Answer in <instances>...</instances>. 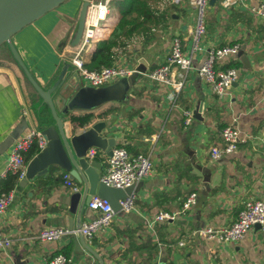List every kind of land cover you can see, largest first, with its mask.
<instances>
[{"label": "crops", "instance_id": "crops-1", "mask_svg": "<svg viewBox=\"0 0 264 264\" xmlns=\"http://www.w3.org/2000/svg\"><path fill=\"white\" fill-rule=\"evenodd\" d=\"M260 1L263 0L246 3ZM81 2L67 11L59 6L14 36L22 57L44 88L52 86L64 62L70 61L69 41ZM120 17L121 10L116 5L104 38H108ZM196 20L195 8L186 3L177 5L169 27L158 29L144 52L134 46L117 60L134 64L137 69L144 66L133 83L124 77L104 84L115 89L111 97L96 108L77 105L72 109L95 113L111 109L106 118L96 116L94 121L107 120L108 134L122 136L120 141L132 153H150L155 161L153 173L136 183L135 209L116 212L114 221L92 242L86 238L105 264H264V232L258 225L242 241L220 246L196 233L205 225H231L248 199L264 195V20L243 4L230 10L219 2L209 5L204 43L221 46L239 42V53L222 67L234 65L240 77L224 96H219L199 77L197 67L202 59L196 55L184 89L176 100H170L169 92L167 101L168 91L152 83L148 73L164 60L174 33H179L189 48ZM5 49L4 57L9 58V63H0V172L15 139L25 128L40 126L44 107L9 47ZM74 74L71 70L64 85L86 87ZM64 85L55 93L59 104L58 94ZM185 107L199 113L188 125L181 114ZM51 117L49 121H53ZM66 118L70 120L68 114ZM227 124H233L249 138L234 152L214 160L210 146L222 141L221 132ZM150 135L157 137L156 142L147 138ZM66 172L59 166H50L26 182L25 178L16 180L9 174L0 183V191L10 187L14 192L7 212L0 217L3 235L11 240L5 250H0V264H49L55 253L65 250L71 264H99L75 236L55 241L39 238L44 227H77V216L69 212L66 204L67 195L73 192L64 186ZM77 184L79 190L84 189V183ZM193 191L197 192L196 203L184 210L183 204ZM162 209L176 212V218L149 226L148 220ZM81 218L83 221L89 217L83 214ZM213 247L216 252H212Z\"/></svg>", "mask_w": 264, "mask_h": 264}, {"label": "built area", "instance_id": "built-area-1", "mask_svg": "<svg viewBox=\"0 0 264 264\" xmlns=\"http://www.w3.org/2000/svg\"><path fill=\"white\" fill-rule=\"evenodd\" d=\"M174 1L177 5L183 6L186 3L191 8H195L198 15L188 39L189 48L184 43L183 37L179 33H174L164 60L149 71L150 81L168 91L167 101L169 100V92L170 100H176L185 87L188 72L194 68L193 58L197 55L202 59L197 67L199 77L211 87L213 93L224 96L235 81L239 79L240 70L235 66L224 68L222 64L228 63L231 58L236 57L241 44L233 42L221 46H206L204 43L207 34L206 8H209V0ZM218 2L227 10L243 4L254 16L264 20V0L257 4H247L246 0H219ZM114 8H116L114 0H90L81 40L76 45H69L71 70L77 72L79 80L86 85H104L128 77L138 70L134 64L120 61L100 69H91L87 65L90 55L97 48L99 42L106 39L104 38L105 32L110 26ZM23 112L28 113L26 109H23ZM181 112L184 123L188 125L195 115V110L191 107H185L182 108ZM120 137L122 138V136ZM147 138H151L152 142H156L157 139L156 136L152 135ZM248 138V134L241 132L233 124L225 125L221 132L222 141L210 146L211 158L217 160L225 154L234 152L239 144L246 142ZM33 145H36L40 151L47 145V138L40 126L31 125L25 128L15 139L9 150L5 168L0 172V183L9 174H15L20 179L26 178L28 161L25 153ZM86 155L90 159H98L102 162L104 166L101 180L116 187L124 188L137 183L149 177L155 168V161L150 153H132L127 145L121 141L113 147L112 155H107L104 151L93 146L88 149ZM64 178V186L69 187L71 191L79 190L77 181L71 178L68 172L64 174ZM13 198V190L0 192V217L7 212ZM196 200L197 192L189 193L183 204V209L192 208ZM120 202L122 210L130 212L135 209L136 194L133 192ZM88 206L95 214L94 219L89 217L83 220L79 227H44L39 232V238L43 241H55L66 235L76 236L78 232H81L92 242L101 230L107 228L114 221L117 213L109 200L100 195H93ZM176 216V212L162 209L148 220V224L153 227L156 223L166 222L176 218ZM256 225H259L264 232V195L260 198L248 199L240 210L237 219L231 225H205L198 228L196 233L220 246L222 243L242 241L249 230ZM10 243L11 240L3 235L0 227V250H5ZM212 252H216L215 247L212 248ZM71 262V258L64 252H57L51 257L49 264H71Z\"/></svg>", "mask_w": 264, "mask_h": 264}, {"label": "water", "instance_id": "water-1", "mask_svg": "<svg viewBox=\"0 0 264 264\" xmlns=\"http://www.w3.org/2000/svg\"><path fill=\"white\" fill-rule=\"evenodd\" d=\"M65 1L67 0H0V45L6 44L9 47L13 58L41 96L42 105L49 106L51 118H53V121L40 123L47 138V145L28 161L24 182L26 179L34 178L45 172L50 166L56 165L67 171L71 178L77 182L84 183L83 190L73 191L66 197L69 212L77 216L76 225L79 227L83 214L92 219L95 218L93 210L88 206L93 195H100L108 199L115 212H119L122 210L120 201L134 192L136 183L124 188L106 184L101 180L102 162L87 157V151L92 146L104 151L107 155H112L113 147L120 143L121 137L107 133V120H96L78 128L72 121L67 120L66 115H69V112L75 107L73 104L82 92L80 85L72 83L64 85L71 72L70 61L64 62L58 78L52 86L44 88L25 62L14 41V36L24 27L58 8ZM218 1L209 0V4L215 6ZM89 3L90 0L81 2L69 41L71 45H76L81 40ZM143 68L144 66L139 65L136 72L125 78L133 83L138 71ZM74 76L79 80L77 72ZM62 85L64 88L58 94L59 104L55 93ZM69 88H72V91ZM60 111L63 113L60 114ZM195 113L199 116L197 110ZM75 239L77 243L80 241L98 258L99 264H105L103 256L86 242V237L81 232H78Z\"/></svg>", "mask_w": 264, "mask_h": 264}, {"label": "trees", "instance_id": "trees-1", "mask_svg": "<svg viewBox=\"0 0 264 264\" xmlns=\"http://www.w3.org/2000/svg\"><path fill=\"white\" fill-rule=\"evenodd\" d=\"M121 10V17L112 29L108 38L99 42L97 48L92 52L87 65L91 69H100L103 66L112 65L122 55L128 53L129 49L137 46L142 53L154 41L155 32L158 29H167L170 21L177 11V3L174 0H114ZM7 48V45L4 44ZM11 61V60H10ZM0 63H9L6 56L0 59ZM228 66H234L227 64ZM111 109L95 113L93 110H72L69 112L70 120L74 125L84 126L91 124L94 118H106ZM51 111L48 105L41 110L39 125L42 121H49ZM40 149L33 145L25 153L29 161ZM56 165H53L54 168ZM18 179V176L11 174ZM10 187L2 191H9ZM64 253L69 256L68 251Z\"/></svg>", "mask_w": 264, "mask_h": 264}, {"label": "rangeland", "instance_id": "rangeland-1", "mask_svg": "<svg viewBox=\"0 0 264 264\" xmlns=\"http://www.w3.org/2000/svg\"><path fill=\"white\" fill-rule=\"evenodd\" d=\"M79 1L80 0H67L61 5V8H63L65 11L72 10L74 6L77 7V5L79 4ZM207 10L208 8H206V11ZM5 48L6 47L4 44L0 45V58L4 57L3 50L5 51L6 50ZM84 86L86 87L82 88L81 94L76 99L75 103L73 104V106L75 107L77 105H80V107H83V105H89V106H92V108H96L100 105L98 103L102 104V101L104 99H107L108 97H111V95H113L112 91H115L113 87H107L105 85L87 87V85L84 84Z\"/></svg>", "mask_w": 264, "mask_h": 264}]
</instances>
